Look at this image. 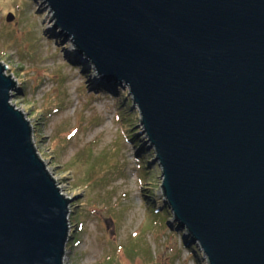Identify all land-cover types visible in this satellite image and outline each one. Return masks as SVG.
I'll list each match as a JSON object with an SVG mask.
<instances>
[{"label": "water", "instance_id": "1", "mask_svg": "<svg viewBox=\"0 0 264 264\" xmlns=\"http://www.w3.org/2000/svg\"><path fill=\"white\" fill-rule=\"evenodd\" d=\"M44 3L99 80L128 87L185 244L206 264H264V0ZM6 68L0 62V264H63L73 199L10 103L18 86Z\"/></svg>", "mask_w": 264, "mask_h": 264}, {"label": "rangeland", "instance_id": "2", "mask_svg": "<svg viewBox=\"0 0 264 264\" xmlns=\"http://www.w3.org/2000/svg\"><path fill=\"white\" fill-rule=\"evenodd\" d=\"M51 16L44 0H0V62L18 86L10 103L73 199L63 264H206L167 207H157L161 170L128 87L99 80Z\"/></svg>", "mask_w": 264, "mask_h": 264}, {"label": "trees", "instance_id": "3", "mask_svg": "<svg viewBox=\"0 0 264 264\" xmlns=\"http://www.w3.org/2000/svg\"><path fill=\"white\" fill-rule=\"evenodd\" d=\"M125 134H126V136H125ZM123 135H124V137H126V138H128V139H132L133 137L131 136V133L128 131V130H125L124 132H123ZM133 140V139H132ZM148 164V163H147ZM159 203V202H158ZM161 206H164V203L163 202H160L159 203V206H157V207H161ZM184 243H185V241H184ZM187 248L190 250V253L191 254H194V255H198V254H200V255H202L201 254V252H199L198 251V247H197V245H191V246H187Z\"/></svg>", "mask_w": 264, "mask_h": 264}, {"label": "bare ground", "instance_id": "4", "mask_svg": "<svg viewBox=\"0 0 264 264\" xmlns=\"http://www.w3.org/2000/svg\"><path fill=\"white\" fill-rule=\"evenodd\" d=\"M91 80H94V79L92 78ZM57 187L59 188L60 192L62 193V191H61V189H60V186H58V184H57Z\"/></svg>", "mask_w": 264, "mask_h": 264}]
</instances>
